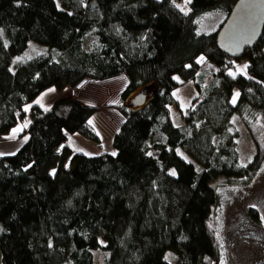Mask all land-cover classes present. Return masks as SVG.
Returning <instances> with one entry per match:
<instances>
[{
  "label": "trees",
  "instance_id": "obj_1",
  "mask_svg": "<svg viewBox=\"0 0 264 264\" xmlns=\"http://www.w3.org/2000/svg\"><path fill=\"white\" fill-rule=\"evenodd\" d=\"M60 1L0 0V135L29 120L28 142L0 157L2 264H94L100 251L105 264H222L210 230L220 203L214 185L248 170L233 119L248 129L256 116L264 122V34L241 58L220 47L239 0H191L187 14L175 4L185 0ZM212 16L223 20L202 31ZM32 42L46 54L16 63ZM201 56L218 71L205 89ZM241 60L247 75L233 79ZM119 77L127 87L113 106L124 117L116 155L66 146L76 135L101 143L89 123L99 107L67 94L50 112L25 111L51 88ZM174 77L199 93L186 113L179 108V124L170 111L181 86Z\"/></svg>",
  "mask_w": 264,
  "mask_h": 264
},
{
  "label": "rangeland",
  "instance_id": "obj_2",
  "mask_svg": "<svg viewBox=\"0 0 264 264\" xmlns=\"http://www.w3.org/2000/svg\"><path fill=\"white\" fill-rule=\"evenodd\" d=\"M62 6V2L57 0ZM162 1V0H158ZM178 8L185 7L184 2H176ZM186 11L189 13V3L186 5ZM185 13V12H184ZM223 20L222 16L207 17L201 24L202 31L214 30ZM93 43V39L88 37L85 46L89 48ZM47 48L35 43H30L27 52L16 59V63L20 61H28L45 55ZM202 70L200 72L198 83H202L205 89L218 74V71L211 65L202 62ZM248 65L247 62L241 60L236 70L235 78L238 76H246L247 68L244 72H238V69ZM127 80H116L105 85L96 84L89 81L86 86L76 88V94L70 91L68 96L78 98L80 95L88 93L90 97L89 103L100 105V109H109L117 111L113 108L118 103H114V99L119 95V102L123 92L126 89ZM176 81L181 85L175 91L174 97L177 100L178 107H171V115L177 124L181 120L180 110L185 113L192 108L193 102L199 97L196 83L184 84L180 79ZM83 93V94H82ZM99 93L102 97L107 98L103 101L95 97ZM113 93V95H111ZM110 95V96H108ZM237 99V98H236ZM101 111V117L98 113L94 116L93 126L98 135H101L100 146L104 143L107 146L110 136L117 129V123L114 117L104 120V110ZM99 112V111H98ZM103 115V116H102ZM123 117V116H122ZM124 118V117H123ZM113 120L112 123L108 121ZM250 128L248 129L243 121L237 117L233 119L235 130L238 133V152L240 155V166L248 169L241 178L234 180H219L215 183V188L220 194V203L214 209L210 220V230L214 235L216 242L220 248L222 264H264V122L261 117L256 116L249 120ZM28 126V123H25ZM102 246L105 242L102 241ZM1 255V253H0ZM108 257L107 253L98 252L95 254L94 264H105Z\"/></svg>",
  "mask_w": 264,
  "mask_h": 264
},
{
  "label": "crops",
  "instance_id": "obj_3",
  "mask_svg": "<svg viewBox=\"0 0 264 264\" xmlns=\"http://www.w3.org/2000/svg\"><path fill=\"white\" fill-rule=\"evenodd\" d=\"M116 80H126L124 77H119L116 79H112L109 80L107 82H102V83H98V84H107L109 82L112 81H116ZM127 82V81H126ZM127 86V85H126ZM54 89L55 91H45L42 95L39 96V98L35 101V103L33 105H31L30 107H28V110H31L33 107H38L39 109H41L43 112H50L53 108V106L55 105V103L63 98L67 96V92H59L56 88H51ZM125 88L122 89V91L124 92ZM121 92V93H123ZM83 94V93H82ZM89 94H85V95H80L78 97V99L86 106H95V107H99V112H98V116L101 117V111L102 109H100V105H95L92 103H89L90 101V97ZM113 95V93L111 94ZM110 96V95H108ZM95 97L97 99L100 100V98L104 101L107 97L104 95L103 97L100 95L99 93L95 94ZM119 95H117V97L114 99V103H119ZM40 100L41 103H37V101ZM106 101V100H105ZM43 105V106H41ZM48 109L47 111L45 109ZM104 110V120L105 119H109V117H114L115 115V120L116 123L118 124L117 129H114V133L110 136L109 138V143L106 144L104 143V148H103V143L100 146H97L95 143H91L86 141L85 139H83L82 137L76 135L73 137H70L66 146L68 148H70L75 154H81V155H85V156H89V157H94V156H101V155H112V153H116V151L114 150V148L112 147V139L115 136V134H117L122 126V124L124 123V118L122 116H120V114L117 111L114 110H109V109H103ZM102 110V111H103ZM171 111V108H170ZM103 116V115H102ZM173 117V115H172ZM95 117H93L91 119V126L93 128V130L95 131V127L93 126V119ZM112 119V118H111ZM107 121V120H105ZM113 120L108 121V125L109 122L112 123ZM115 122V121H113ZM28 126H25V123L18 125L16 128H14L11 133L9 135L6 136H2L0 135V157L3 156H10V155H14L15 153H17V151L28 142L29 140V136L26 134L25 132L28 130ZM15 130V131H14ZM96 132V131H95ZM100 138H102L101 135H99ZM82 150V151H80ZM0 264H2V259H1V255H0Z\"/></svg>",
  "mask_w": 264,
  "mask_h": 264
},
{
  "label": "water",
  "instance_id": "obj_4",
  "mask_svg": "<svg viewBox=\"0 0 264 264\" xmlns=\"http://www.w3.org/2000/svg\"><path fill=\"white\" fill-rule=\"evenodd\" d=\"M264 34V0H239L219 34L218 43L229 55L241 58L253 50ZM138 96L135 105L144 104Z\"/></svg>",
  "mask_w": 264,
  "mask_h": 264
},
{
  "label": "snow or ice",
  "instance_id": "obj_5",
  "mask_svg": "<svg viewBox=\"0 0 264 264\" xmlns=\"http://www.w3.org/2000/svg\"><path fill=\"white\" fill-rule=\"evenodd\" d=\"M190 2H191V0H185V7H182V8L180 9L181 11L185 12V14H187V11H186V5H187L188 3H190ZM178 7H179V6H178ZM202 62H204V57H203V56H201V57L197 60V63H202ZM188 67H190V66H188ZM247 67H248V65H244L243 68L238 69V72H244V70H245ZM228 75H230V76H232L233 78H235L236 73H233L232 71H229V72H228ZM174 79H178V77H174ZM49 91H55V90H54V89H50ZM238 96H239V93H238V92L234 94V97H233V100H232V103H233V104L235 103L236 98H237ZM37 103H41V101L38 100ZM41 106H43V105H41ZM27 110H28V109L25 108V111H27ZM45 110L47 111L48 109L46 108ZM89 123L91 124L92 122L89 121ZM14 131H15V130H14ZM80 151H82V150H80ZM178 154H180V153H178ZM112 155H116V153L114 152V153H112ZM149 155H152V154L149 153ZM181 155H182V154H181ZM241 166H245V165H241ZM29 167H31V165H29ZM50 174H51V175H55V170H53L52 173H50ZM169 175L175 176V175H176L175 170H171V171L169 172ZM0 230H2V229H0ZM49 247H51V244H49Z\"/></svg>",
  "mask_w": 264,
  "mask_h": 264
},
{
  "label": "built area",
  "instance_id": "obj_6",
  "mask_svg": "<svg viewBox=\"0 0 264 264\" xmlns=\"http://www.w3.org/2000/svg\"><path fill=\"white\" fill-rule=\"evenodd\" d=\"M83 86H84V83H81V84L79 85L80 88H82ZM79 87H78V88H79ZM70 92H71L73 95L76 94V91H75V90H70ZM28 121H29L28 119H25V120H24V123H28Z\"/></svg>",
  "mask_w": 264,
  "mask_h": 264
}]
</instances>
